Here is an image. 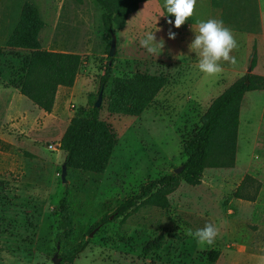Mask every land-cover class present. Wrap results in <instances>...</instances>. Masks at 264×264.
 I'll list each match as a JSON object with an SVG mask.
<instances>
[{"label": "rangeland", "instance_id": "rangeland-1", "mask_svg": "<svg viewBox=\"0 0 264 264\" xmlns=\"http://www.w3.org/2000/svg\"><path fill=\"white\" fill-rule=\"evenodd\" d=\"M27 2L45 22L38 36L42 49L83 58L74 86L57 91L50 114L18 89L30 51L6 47ZM102 14L94 0H0V264H53L54 254H61L54 239L65 191L75 241L88 244L72 263L63 264H264V91L244 97L232 167L206 168L196 186L180 181L168 196L169 209L138 206L102 223L143 185L181 167L183 142L232 84L227 76H205L192 60L175 59L181 53L173 40L165 55L149 54L140 39L154 32V17L135 31L116 30L111 78L163 74L169 84L136 117L108 112V86L99 117L117 139L110 162L102 174L66 168L62 181L66 155L59 148L61 138L70 120L99 99L108 62L111 42L103 32ZM246 176L260 183L254 201L234 197ZM247 193L252 196L254 190ZM209 223L219 235L212 246L199 245L189 230L194 233ZM158 237L160 247L146 251ZM213 251L219 253L215 262L209 258Z\"/></svg>", "mask_w": 264, "mask_h": 264}, {"label": "trees", "instance_id": "trees-1", "mask_svg": "<svg viewBox=\"0 0 264 264\" xmlns=\"http://www.w3.org/2000/svg\"><path fill=\"white\" fill-rule=\"evenodd\" d=\"M145 1L150 0H94L103 12V32L111 43L116 30L123 29L128 16L136 12L139 4ZM43 26L37 8L29 2L23 4L6 47L30 51L23 61V76L18 89L34 106L50 114L57 91L74 86L83 58L74 53L42 49L38 36ZM254 65L255 55L250 63L251 69ZM112 66L113 58L108 57L99 87V93L103 96L106 88L110 86L106 98L110 114L140 116L169 84V78L163 74L136 73L133 77L111 78ZM260 90H264V76L253 73L244 74L232 83L212 101L200 118L198 130L183 142L182 149L186 160L181 165L182 170L178 174L174 171L143 185L138 193L121 201L110 215L104 216L102 223L107 222L111 215L115 219L125 217L138 206L169 209L168 196L180 181L196 186L201 183L206 168L232 167L242 101L246 93ZM99 111L100 108H96L94 104L90 110H80L70 120L59 144L60 150L66 155V168L93 174L105 172L117 139L110 124L100 119ZM251 188L254 190L252 196L247 193ZM259 188V182L246 176L234 197L254 201ZM57 218L54 241L56 247L60 246L61 264L72 263L88 242L84 239L75 241L73 209L67 191L58 202ZM97 225H93V228ZM161 240L162 237H158L149 243L146 251L158 249ZM218 254V251L211 252L210 261L215 262Z\"/></svg>", "mask_w": 264, "mask_h": 264}, {"label": "crops", "instance_id": "crops-1", "mask_svg": "<svg viewBox=\"0 0 264 264\" xmlns=\"http://www.w3.org/2000/svg\"><path fill=\"white\" fill-rule=\"evenodd\" d=\"M164 2L165 0H150L140 3L137 11L128 16L124 32L129 28L135 31L138 24L154 17V32L158 28L161 29L155 33L157 42L162 38L167 46L169 41H172L168 36L169 31L175 33L176 39L173 42L176 43L177 49L181 53L175 59L192 60V64L198 67L197 56L189 49V45L195 38L196 22L208 19L222 20L237 41L238 47L231 53L237 63L233 66L230 63L222 62L223 71L215 77L227 76L226 80L231 79L234 83L247 73L264 76V0H197L194 17L179 29L175 28V17L167 16ZM169 19L173 21L171 25L168 23ZM43 23L41 31L46 27L44 21ZM254 55L255 65L251 69L250 63Z\"/></svg>", "mask_w": 264, "mask_h": 264}, {"label": "clouds", "instance_id": "clouds-1", "mask_svg": "<svg viewBox=\"0 0 264 264\" xmlns=\"http://www.w3.org/2000/svg\"><path fill=\"white\" fill-rule=\"evenodd\" d=\"M197 0H165L164 8L167 16L175 17V28H181L187 21L194 17ZM171 25L173 21L168 20ZM155 32H146L140 45L149 54L160 56L165 48V42L161 38L158 42ZM195 38L189 45L191 52H194L198 59V69L205 76H215L223 71L222 62L236 65L237 61L231 53L238 47L237 41L231 30L227 28L222 20L208 19L207 21H197ZM169 39L175 40L176 34L169 31ZM193 236L199 245L212 246L219 235V229L209 223L204 228L188 233Z\"/></svg>", "mask_w": 264, "mask_h": 264}, {"label": "water", "instance_id": "water-1", "mask_svg": "<svg viewBox=\"0 0 264 264\" xmlns=\"http://www.w3.org/2000/svg\"><path fill=\"white\" fill-rule=\"evenodd\" d=\"M114 45H115V39L113 38L112 43H111V48L109 51V57H112L114 54ZM100 104H101V93L99 95V99L95 103V107L99 108ZM181 170H182V167H179L175 170V173L178 174ZM65 174H66V165L64 164L62 167V175H61L63 182H65ZM59 249H60V246L57 245V250H59ZM52 262H53V264H61V258L58 256V253L54 254V256L52 258Z\"/></svg>", "mask_w": 264, "mask_h": 264}]
</instances>
